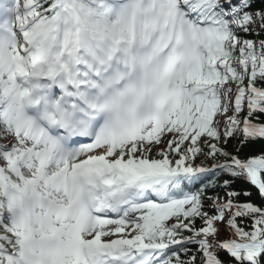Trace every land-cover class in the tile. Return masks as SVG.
<instances>
[{"label": "snow or ice", "instance_id": "snow-or-ice-1", "mask_svg": "<svg viewBox=\"0 0 264 264\" xmlns=\"http://www.w3.org/2000/svg\"><path fill=\"white\" fill-rule=\"evenodd\" d=\"M0 141V264H264V0H0Z\"/></svg>", "mask_w": 264, "mask_h": 264}, {"label": "trees", "instance_id": "trees-1", "mask_svg": "<svg viewBox=\"0 0 264 264\" xmlns=\"http://www.w3.org/2000/svg\"><path fill=\"white\" fill-rule=\"evenodd\" d=\"M262 148H264V145H262L260 143H257L254 145H249L243 149V154H257L259 151H261ZM235 186L237 188L244 187V185H241L240 183H237ZM253 199L254 200L257 199L254 190H253Z\"/></svg>", "mask_w": 264, "mask_h": 264}, {"label": "rangeland", "instance_id": "rangeland-1", "mask_svg": "<svg viewBox=\"0 0 264 264\" xmlns=\"http://www.w3.org/2000/svg\"><path fill=\"white\" fill-rule=\"evenodd\" d=\"M3 141H0V143H2Z\"/></svg>", "mask_w": 264, "mask_h": 264}]
</instances>
